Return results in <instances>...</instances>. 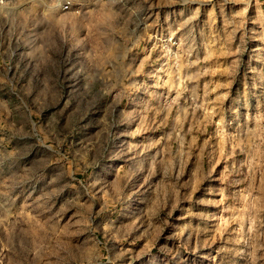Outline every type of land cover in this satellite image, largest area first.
Segmentation results:
<instances>
[{"label": "rangeland", "instance_id": "rangeland-1", "mask_svg": "<svg viewBox=\"0 0 264 264\" xmlns=\"http://www.w3.org/2000/svg\"><path fill=\"white\" fill-rule=\"evenodd\" d=\"M0 0V264H264V0Z\"/></svg>", "mask_w": 264, "mask_h": 264}, {"label": "built area", "instance_id": "built-area-1", "mask_svg": "<svg viewBox=\"0 0 264 264\" xmlns=\"http://www.w3.org/2000/svg\"><path fill=\"white\" fill-rule=\"evenodd\" d=\"M59 6L61 7V9L65 10L68 9L70 7V2L68 0H57Z\"/></svg>", "mask_w": 264, "mask_h": 264}]
</instances>
